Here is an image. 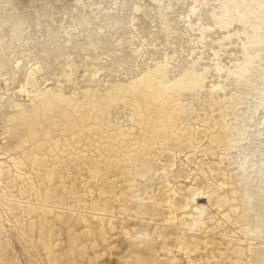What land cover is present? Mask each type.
Returning <instances> with one entry per match:
<instances>
[{
    "label": "bare ground",
    "instance_id": "obj_1",
    "mask_svg": "<svg viewBox=\"0 0 264 264\" xmlns=\"http://www.w3.org/2000/svg\"><path fill=\"white\" fill-rule=\"evenodd\" d=\"M258 2L0 0V261L264 260Z\"/></svg>",
    "mask_w": 264,
    "mask_h": 264
},
{
    "label": "snow or ice",
    "instance_id": "obj_2",
    "mask_svg": "<svg viewBox=\"0 0 264 264\" xmlns=\"http://www.w3.org/2000/svg\"><path fill=\"white\" fill-rule=\"evenodd\" d=\"M193 11L189 13V16H193L196 15L197 10H198V6L197 5H193ZM202 7L207 8L210 7L208 4H204L202 5ZM252 7L255 8H259L260 10V14H261V19L262 22H264V0H259V2L257 4L252 5ZM183 19V17H182ZM213 19L216 20L217 26H228L231 23H233L232 20H229L227 17H216L215 15H213ZM203 21V17H201V19L197 22L198 24H202ZM211 28H208L207 31H211ZM250 45L245 44V49L246 52L249 50ZM261 50H262V54H261V64L262 66H264V38L261 39ZM222 69L218 66L217 67V71H221ZM262 78H264V72H262ZM260 117L262 119L261 122V128L264 129V94H262V103H261V108H260ZM0 264H12V262L8 261V260H4V261H0ZM91 264H100L99 261L97 260H93L91 261ZM260 264H264V260L260 261Z\"/></svg>",
    "mask_w": 264,
    "mask_h": 264
},
{
    "label": "rangeland",
    "instance_id": "obj_3",
    "mask_svg": "<svg viewBox=\"0 0 264 264\" xmlns=\"http://www.w3.org/2000/svg\"><path fill=\"white\" fill-rule=\"evenodd\" d=\"M21 3H23V4H25V5H27L28 4V0H19ZM199 198H201V197H199Z\"/></svg>",
    "mask_w": 264,
    "mask_h": 264
}]
</instances>
